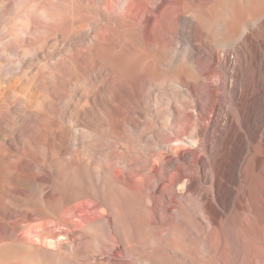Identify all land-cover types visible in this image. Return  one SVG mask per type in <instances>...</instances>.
Returning a JSON list of instances; mask_svg holds the SVG:
<instances>
[{"label":"rangeland","instance_id":"obj_1","mask_svg":"<svg viewBox=\"0 0 264 264\" xmlns=\"http://www.w3.org/2000/svg\"><path fill=\"white\" fill-rule=\"evenodd\" d=\"M126 1L0 0V104L24 97V79L62 57L74 58V49L94 54L89 62L75 59L77 75L62 72L55 80L57 92L65 90L44 111L58 115L53 121L58 127L52 123L22 132L16 108L10 118L0 119V264H264V174L254 169L246 143H216L201 158L204 174L191 164L190 152L163 172L156 169L148 181L135 162L140 145L147 143L138 132L159 120L149 104L173 89L177 77L202 79L210 64L185 48L197 43L196 52L204 48L199 44L204 32L214 42L228 40L236 16L261 0H176L154 33L134 23ZM131 1L136 9L146 3ZM60 2L78 5L76 17ZM49 5L59 8L61 22L40 18L38 12ZM187 12L196 20L180 33L176 19ZM106 28L116 36L97 42ZM120 35L128 37L134 54L123 50ZM101 64L128 82L114 90L112 82L102 80L107 72L100 74ZM83 81L88 84L82 86ZM78 87L85 97L75 93ZM128 90L135 97L133 109L126 108ZM186 95L193 98L189 90ZM68 97L88 107L85 114L69 117L61 107ZM258 108L257 116L264 113V99ZM53 127L60 128L58 138L50 132ZM40 132L44 136L38 142ZM181 142L192 145L189 136L171 135V145Z\"/></svg>","mask_w":264,"mask_h":264},{"label":"bare ground","instance_id":"obj_2","mask_svg":"<svg viewBox=\"0 0 264 264\" xmlns=\"http://www.w3.org/2000/svg\"><path fill=\"white\" fill-rule=\"evenodd\" d=\"M63 1L61 0V2ZM175 1L176 0H145L146 3L144 6L140 9H136L134 8L136 2L128 0V2L126 1V10L132 14L134 23L141 27L143 31L146 33H154L155 28H158V25L161 22L168 19L166 10L170 8ZM30 5L31 4H29V6ZM60 6L66 13L71 14L74 18L76 17L75 10L78 5L67 2V4L61 3ZM42 7L45 8L46 6ZM57 9L59 8L49 5L43 11L38 12V15L40 18L44 17L45 20L46 17H48L56 22H61V16ZM30 11L32 12L33 10ZM30 11H28L30 15H33V12L31 13ZM195 20V15L193 13H180L177 16L175 25H177V28L181 33L185 31V28L188 27V25L190 26V24L195 23ZM50 21L48 20L47 22ZM233 21L234 23L230 26L231 28L229 27L230 29L228 28V32L226 31L228 40L223 39L219 42H214L207 33H201L203 32V30H201L200 33L201 35L204 34V37L201 38V36H199L201 38H199V44H204L205 47L200 48L198 52L195 51L197 50V46L200 47L197 45L198 43L196 44L197 46L193 43L196 47L192 46V44V48L190 46L186 48L184 47L186 53L189 52L196 57L202 56L210 61V64L205 67L202 72V79L195 78L190 82L188 77L184 79L177 77V85L173 87V89L162 91L160 94L156 95L155 102L149 104V107L154 106L156 109L159 120L154 127L152 125H146L140 132H138L139 138L141 140L145 139L147 143L140 145L141 152L138 153L139 155L136 156L137 158L135 161L137 162V167L145 169V181L153 178L156 169H161L163 172L167 164H170V162H179L180 159H184L185 152L191 153V164L204 174L206 169L202 157L205 154H210L215 144L219 142H222V146L230 142L239 144L246 143L253 151L252 160L254 169L262 175L264 174V113H259L257 116V113L259 112V103L264 99V0L259 1L252 11L248 10L245 14L236 16ZM51 23H53V21H51ZM56 26L54 27L58 28L59 25L56 24ZM258 27L261 32H263V34L261 33V36L263 37L260 36ZM114 32L115 30L112 28L102 29L97 34V42L102 43L104 40L111 39L112 36L115 37L116 33ZM118 37L120 38V43L123 45V50L127 52L128 55L134 54L131 53V50H134L135 48L128 41V37L122 35ZM138 38L141 39L140 37ZM197 38L198 37H196V39ZM106 45L104 48H106ZM73 51L75 54L74 58L72 56L62 57L50 65L48 69L44 68V70L40 69L39 72H35L33 78L31 76V79L29 80L24 79L25 81L23 80L22 82V84L25 82L24 89L26 93L24 94V97H15L13 101L9 100V97L5 100H8V104L5 102L0 104V119L10 118L12 109L16 108L20 115H22L17 124V129L20 131L22 130V132L31 130L32 126L52 127V123L53 126L57 125L53 121H55V118H57L58 115L56 114L57 117H55L54 112L48 115V113H45L44 111V107H52L54 104L53 100H56L57 96L65 90L57 92L59 89L55 86V80L62 77V72L67 75L70 74L71 76L78 74L75 69L76 58L83 57L89 62L92 55L94 56L88 48H76ZM111 58H113V56ZM110 68L102 64L100 65V74L102 75L103 72H107L106 75H102L103 81L108 80V82H112V88L116 87L117 84L128 82L126 76L119 79V76L116 77L115 74L111 73L112 68ZM98 81L100 82L101 79L99 78L97 82ZM87 84L86 81H83L82 86H86ZM186 90L192 92V99H188V97L186 98ZM224 92H227V94L225 93L226 97H222ZM75 93H78V97L80 98L85 97L83 88L77 89V92ZM204 99H207V104H200L199 102ZM74 100L75 98L68 97V103L63 104L62 106L60 105L63 107L64 112L71 118L83 114L88 108L86 106L73 104ZM9 101H12L13 104L10 105L11 103ZM133 101H135V97L131 94V90H128L127 98L125 99L127 109H133L130 105ZM229 101L233 105L234 110L230 109ZM192 102L194 104H192ZM191 108L192 111L190 110ZM55 112H57V110ZM59 112H61V110H59ZM124 114L126 113H123V115ZM50 132L52 136H55L56 138L61 131L60 128H54L53 130L51 129ZM147 133L150 134L147 135ZM43 134L44 133L41 134V132L38 134V142L43 140ZM172 134L177 137L189 136L192 145L188 146L185 142L178 143L174 146L171 145L169 142ZM19 142L27 145L26 142H22L20 139ZM153 144L156 145V147ZM144 161L145 164H143ZM180 165L181 164L179 163L178 166ZM7 171L11 174L9 170ZM184 173V170L179 172L181 178L185 176ZM139 179L140 180L137 178L138 183L140 184L141 177H139ZM185 182L186 185H189L191 182V176L186 175ZM37 245L39 246V244ZM28 246H30V244H28ZM38 246L31 245L30 248L35 247L37 249ZM42 249L44 248L42 247Z\"/></svg>","mask_w":264,"mask_h":264}]
</instances>
